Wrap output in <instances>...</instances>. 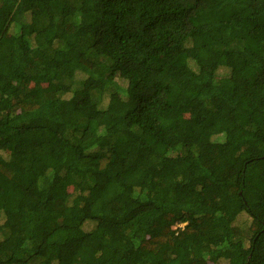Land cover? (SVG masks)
Returning <instances> with one entry per match:
<instances>
[{"label": "trees", "instance_id": "obj_1", "mask_svg": "<svg viewBox=\"0 0 264 264\" xmlns=\"http://www.w3.org/2000/svg\"><path fill=\"white\" fill-rule=\"evenodd\" d=\"M0 264H264V0H0Z\"/></svg>", "mask_w": 264, "mask_h": 264}, {"label": "bare ground", "instance_id": "obj_2", "mask_svg": "<svg viewBox=\"0 0 264 264\" xmlns=\"http://www.w3.org/2000/svg\"><path fill=\"white\" fill-rule=\"evenodd\" d=\"M25 186V185H24ZM21 187H23V186H21ZM55 196H58V195H55ZM50 199V198H49ZM55 206V205H54ZM54 226V225H53Z\"/></svg>", "mask_w": 264, "mask_h": 264}]
</instances>
